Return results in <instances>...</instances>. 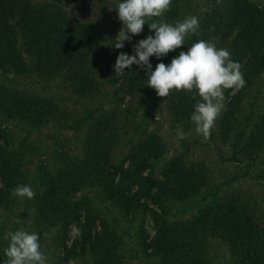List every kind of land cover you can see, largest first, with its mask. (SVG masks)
<instances>
[{
	"label": "trees",
	"instance_id": "trees-1",
	"mask_svg": "<svg viewBox=\"0 0 264 264\" xmlns=\"http://www.w3.org/2000/svg\"><path fill=\"white\" fill-rule=\"evenodd\" d=\"M78 1L0 0V70L57 77L80 98L100 96L103 89L90 66L92 54L99 49L100 33L89 24L74 23L64 10L65 4ZM179 5L180 0H172L165 17L182 19L185 12ZM198 20L199 35H189L184 46L164 56L169 57L166 64L198 39L229 36L228 51L233 61L241 63L244 79L249 83L264 73V8L257 7L253 0H214L210 10ZM135 37L124 41V47L114 54L116 59L120 52L134 54ZM109 83L130 97L138 96L148 87L144 69L135 64L123 74H114ZM198 99V95L193 99L187 91H172L164 97L167 110L179 123H192L190 116ZM233 102L223 116L224 131L238 112V98ZM64 109L50 97L0 85L1 121L20 120L33 129L48 123L68 128L69 112ZM118 115L111 108L97 117L87 113L82 121L85 132L81 156L63 154L58 168L44 179L42 189L35 194L31 232L39 235L41 247L45 234L56 229L58 243L68 255L82 254L87 248L96 264H123L114 231L104 220L95 219L87 200L74 198L80 188L88 187L100 190L106 200L125 214L149 211L155 231L145 243L147 234L139 225L140 243L143 249L150 246L151 253L159 256V264H208L204 248L210 235L228 245L234 264H264V212L250 196L221 195L189 219L164 223L161 216L164 204L194 195L209 183V175L201 164L171 161L157 178L149 172L143 174L150 160L161 152V141L154 131L139 132L126 151L125 163L113 165L111 149L118 140ZM6 135L0 126V208L3 209L15 205L11 190L24 184L25 174L20 170L23 153L4 145ZM233 136H237L233 141L238 152L249 157L256 155L264 147V115L242 142H239L240 134ZM71 223L76 224L79 235L70 247L64 240ZM4 259L5 254H0V264Z\"/></svg>",
	"mask_w": 264,
	"mask_h": 264
},
{
	"label": "rangeland",
	"instance_id": "rangeland-1",
	"mask_svg": "<svg viewBox=\"0 0 264 264\" xmlns=\"http://www.w3.org/2000/svg\"><path fill=\"white\" fill-rule=\"evenodd\" d=\"M120 0H79L65 4V12L70 20L77 24H89L101 37L98 43V52L91 56V70L93 76L102 87L100 96L93 99H83L72 94L65 88L59 78H44L31 72L15 74L0 70V85L10 86L28 94L55 99L59 106L68 111V128H59L52 123L39 129H33L23 121L7 119L0 120V126L8 134L5 146L14 150H21L22 161L20 170L24 174V184L30 185L35 194L42 189L43 181L51 176L59 165V158L67 154L73 158L81 156V143L85 132L83 118L91 112L98 116L102 111L111 108L119 113L117 126L118 140L111 149V161L119 166L125 163V154L130 145L143 131H154L161 141V152L157 158L150 160V165L143 174L148 172L157 178L160 171L168 163L201 164L209 175V183L194 195L182 200L169 201L164 204L161 214L165 224L177 223L195 215L206 204L217 197L229 193H239L257 200L260 209L264 212V147L253 157L238 152L234 144V134L239 135V142L251 132L253 126L264 115V73L250 81L240 89H227L222 113L215 121L210 138L195 132L193 123H179L166 108L163 97L147 87L138 96L130 97L124 91L119 92L117 85L109 81L114 72L116 62L115 53L122 48H115L117 36L122 22L118 18L115 6ZM257 7L264 8V0H253ZM179 3V1H178ZM214 0H180L184 15L181 18H167L165 15L154 18L175 24L187 16L202 17L208 12ZM109 10V8H111ZM151 22V21H149ZM155 30H150L147 22L143 31L135 35V42L147 38ZM188 37L185 40L187 42ZM218 48L229 50L231 41L229 36L213 39ZM184 44V45H185ZM182 45V46H184ZM169 61V57H150L153 70L157 63ZM146 76V71L144 69ZM247 80V79H245ZM147 81V76H146ZM238 98L235 118L228 125L226 131L222 127L223 116L229 104ZM234 103V102H233ZM100 108L101 111H98ZM177 125L184 131L185 138L179 139L176 134ZM88 187L80 188L74 198L87 200L96 220H104L114 231L119 241V254L123 264H159V256L151 253L150 246L143 249L140 243L141 234L139 225L144 228L150 241L155 227L149 211L127 213L120 211L103 196L100 190ZM98 191V192H97ZM15 205L10 208H0V254L4 253L9 241L5 236L9 232L23 229L31 232L32 220L35 216L33 199L15 196ZM155 212L159 209L150 205ZM78 228L71 223L66 230L64 243L71 247L78 239ZM59 232L50 230L43 237V247L47 256V264H96L87 248L83 253L68 255V252L59 245ZM78 249H74L77 252ZM204 255L208 264H234L231 259L228 245L219 238L207 236Z\"/></svg>",
	"mask_w": 264,
	"mask_h": 264
},
{
	"label": "clouds",
	"instance_id": "clouds-1",
	"mask_svg": "<svg viewBox=\"0 0 264 264\" xmlns=\"http://www.w3.org/2000/svg\"><path fill=\"white\" fill-rule=\"evenodd\" d=\"M171 3L172 0H120L115 6L122 22L115 37V48H123L124 41H131L133 36L139 35L146 22L149 29L155 31L154 35L133 45V55L120 52L114 72L123 74L135 64L145 69L147 85L160 97H167L172 91H187L192 93L193 99L198 95L190 120L195 125V132L208 139L227 100L225 90H238L246 85L242 65L231 59L227 49L218 48L211 40L198 39L187 51H180L171 63H157L153 70L150 57L167 56L184 45L189 35H199L196 16H187L175 24L154 19L170 10ZM176 134L179 139L185 138L180 125H177ZM11 192L21 198L35 197L32 187L26 184L18 185ZM5 239L9 243L2 264H47L37 233L19 229L7 233Z\"/></svg>",
	"mask_w": 264,
	"mask_h": 264
}]
</instances>
